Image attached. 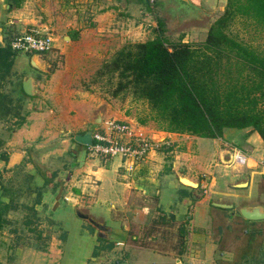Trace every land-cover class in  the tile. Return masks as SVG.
Returning <instances> with one entry per match:
<instances>
[{
	"label": "crops",
	"instance_id": "0c3cea01",
	"mask_svg": "<svg viewBox=\"0 0 264 264\" xmlns=\"http://www.w3.org/2000/svg\"><path fill=\"white\" fill-rule=\"evenodd\" d=\"M20 1L18 0L19 3ZM11 3H17V0H0V18L9 17L5 24L19 22L17 18L13 17L20 15V8L11 6ZM225 3L226 0H158L157 4L150 5L148 3L150 6L146 7L135 0H125L131 16L135 14L138 15L137 19L139 20H151L150 24L156 28L159 21L163 26L171 27L169 33L173 34L172 38L169 39L170 41H191L188 36L200 35L202 32H205L206 36L210 24L221 14ZM3 6L6 8L5 11ZM111 10L102 9L96 14L93 20L97 22V26L100 24L101 19L104 22V18L109 17ZM17 11H19L18 14H16ZM142 21H138V24L135 23L137 28L143 24ZM174 27H177L176 30ZM82 31L83 29L79 30L80 35ZM164 33H166V30ZM154 36H150L148 39ZM0 38L4 41L7 38L1 23ZM31 56V58L34 57V55ZM31 65L39 73L45 72V69L32 63ZM14 66V63L11 62L0 74L3 75L0 76V91L7 93L10 101H17L20 95H24L22 81L27 78V75L16 74L17 68H12ZM63 72L64 69H56L45 82L32 79V83L35 85L34 90L37 93L24 96H26V101L40 103L37 106L32 103L35 110L25 116L23 122L26 123L25 126L9 130L8 122L15 118L0 120V161L2 162H0V172H2L0 174V187H11L15 190L16 195L21 192L18 198H14L17 200V204L15 208L11 209H27L23 203L28 204V200L21 201V197L26 199V194L33 196L34 192L39 190V202L33 206L35 216L53 221L54 218L49 217L52 213L51 210L55 209L59 199L63 198L69 203L73 213L80 216L87 214L104 225V230L107 231L108 235L110 232H116L119 229L126 231L129 246H134L139 250L141 257L147 256V258L152 259L146 264H264V261L255 259L252 256L257 247L255 245L259 242L257 238L264 235V219L248 220L239 212V209L243 206L260 205L264 209V194L253 198L246 190L251 184L253 174H260L264 178V155H261L257 160L255 157L250 156L251 148L248 145H244L242 142L239 146L234 144L240 142V133L243 132L245 139L254 131H250L249 128H225L238 131H235L236 133L231 132L232 135L228 138L230 140L223 139L224 135L227 134H225V129L222 137L212 138V140L223 141L224 146L216 149L215 152H218V156L224 163L229 164L233 160L232 155L236 149L248 156L245 163L234 164L233 168H239L235 171V174H230L229 178H232V180L227 178V172L220 176L222 179H218L213 171L214 165H218L217 162L208 164L207 169H203L196 163V155L190 153L192 142L201 137L188 133L159 130L152 120L146 118L149 113L147 116L135 117L129 112L123 114L115 112L114 117L109 116L108 118L103 116L101 112L95 113L93 119H100V123L106 119L128 121L135 133L152 138L157 143L148 155L133 168L123 169L120 163L116 161L115 165L109 170L113 181L123 182L125 188L122 198L118 200L119 205L110 204L113 208L112 219L117 223L114 227H110L105 224L102 217L93 216L88 211L89 204L97 201L96 195L103 188V177L100 173L102 170L101 165L105 162L90 157L86 146L76 142L79 146H73L75 149L70 152L73 160L69 169H64L65 179L63 183L61 181L63 175L60 166L49 165L45 162L50 153L61 152V149L52 142L56 140L62 144L66 143L67 139H55L58 120L55 111L52 107L40 111L41 102H53V106L56 105L58 98L60 101H79L76 98L70 100V97H68L70 95L75 96V93L69 94L67 88H65L66 82L65 77L62 76ZM39 83L43 87L39 88ZM8 97L7 101H9ZM77 105H81V102H78ZM95 108L92 113L96 110ZM107 113L109 115L111 112L106 110L104 115ZM131 118L135 119V123L131 121L133 120ZM39 129L42 138H37ZM86 129H79L75 131L74 135L83 133ZM70 131V126L64 125L59 128L60 135ZM34 134H36V138ZM24 138H27V140ZM231 148L235 150L232 151ZM25 163L31 164V169L28 170L31 174L29 175L30 182L24 184L27 187L26 192L21 187L23 182L14 179L13 174L11 177L4 176V173L8 175V171L13 169H15V174L21 167H24ZM246 163H249L248 167L251 168V171L240 168ZM223 166H226V164ZM36 174L37 179L32 177ZM182 177L193 181L195 185L183 183ZM163 183L170 188L174 187L178 192L176 199L166 201V208L163 207L164 201H162L160 193ZM221 184L225 187L220 188ZM226 184L234 190H230ZM4 191L6 190L4 189ZM66 193L71 196L66 195ZM13 196V194L4 192L1 200L8 201ZM171 202H175V206H180L182 202L188 204L191 216H184L181 211L176 210L177 215L174 213L167 218L165 213L171 208ZM216 203L225 205L221 207ZM207 208L211 209L209 219H212V226L210 227L204 225ZM58 221L57 224L60 228L62 227L60 218H58ZM244 222L250 224L247 228L249 235L241 237L238 236L240 233L238 234L236 231L242 227L241 224ZM201 233L203 237L199 238ZM47 249L51 250L50 247ZM48 250L41 253L48 256L50 255ZM110 250L112 252L115 247H111Z\"/></svg>",
	"mask_w": 264,
	"mask_h": 264
},
{
	"label": "rangeland",
	"instance_id": "374dc122",
	"mask_svg": "<svg viewBox=\"0 0 264 264\" xmlns=\"http://www.w3.org/2000/svg\"><path fill=\"white\" fill-rule=\"evenodd\" d=\"M135 1L144 4L146 7L153 5L147 0ZM157 2L158 0L155 1L156 4ZM17 3H11V6L20 8V15L13 17L19 20L18 23L5 24L9 17L0 18V23L8 40L14 34L29 31L30 29H39L41 32L50 34L53 37V48L45 53L24 52L13 55L11 53L14 52L8 50L5 45L1 49L0 63L6 57L10 64L11 62L14 63L15 66L12 68H17L16 74L30 76L34 81L38 80L39 82H45L49 79L51 73L56 69H64L62 76L65 77V88H67L69 94L75 93V96L70 95L68 97H70V100L75 98L79 100L60 101L58 98L56 105L54 104L53 106V102L44 101L41 102V109H39L43 111L52 107L58 119L55 139H67L66 143L62 144L54 140L55 143L52 142V144L58 146L61 152H52L45 160L49 165H59L63 175L64 169H69L73 160L70 152L74 151V147L79 146L76 141H73L75 131L86 128L94 129L96 124L99 123V121L93 119L95 113L101 112L106 118L109 116L114 117L115 112L121 114L129 112L135 117L147 116L149 113L147 104L144 101H135L128 90L122 91L116 96L113 95L112 92L116 87L117 78L109 74L100 75L97 72L103 63L109 60L119 48L128 42L146 40L150 36L156 35L158 27H153L150 24L151 20L142 21L137 19L138 15L133 14L131 16L125 0H21L20 3L17 0ZM102 9L112 10L109 17H105L104 22L101 19L100 24L97 26V22L93 19ZM3 10H6L4 6ZM18 13L19 11L16 12V14ZM137 20L143 22L138 28L135 25V23L138 24ZM160 28L163 30V36L167 40L172 38L173 33H169L172 29L171 27H165L160 24ZM174 28L176 30L177 27ZM81 29L83 31L80 35L79 30ZM165 30L166 33H164ZM231 30L244 42L264 51V27H257L250 20L237 19L231 25ZM65 36H69V38ZM204 37L205 32H202L200 35H190L188 39H191V41H202ZM7 38L5 39L7 40ZM31 55H34V57L31 58ZM31 59L35 61L37 66L45 69V72L39 73L31 65ZM40 87L43 86L39 83ZM34 88L35 85L33 92L36 94L37 91ZM56 94L58 93L56 92ZM20 97L23 111H27L28 114L35 110L33 105L37 106L40 103L37 102L36 104L33 101H26V96L24 95H20ZM78 102H81V105H77ZM94 107H96V110L92 113ZM106 110L111 113L104 115ZM15 121L13 119L8 122L9 130L21 128L26 124L23 123L22 126H19ZM131 121L135 123V119ZM64 125L70 126L71 131L60 135L59 128ZM235 131L237 132L238 130L225 129V134H227L224 135L223 139L230 140L228 138L232 135L231 132L234 133ZM250 131L253 130L250 129ZM40 132L41 130L39 129L37 138H42ZM242 133L239 134L240 142L238 141L234 144L239 146L242 142V144L248 145L251 148V155H249L258 160L261 155H264V148L259 134L254 131L244 139ZM34 135L36 138V134ZM24 139L27 140V138ZM217 139L212 140V138L208 137L196 138L191 144L190 153L196 155V163L203 169H207L208 164L217 162L218 165H214L215 168L213 169L215 176L218 179H222L220 176L227 172V178L232 180V178H229L230 174H235L239 167L233 168L234 164H236L234 160L227 164L218 156V152H215V150L224 145L222 144L223 141L221 142ZM231 149L232 151L235 150L234 148ZM90 157L105 163L101 165L102 170L100 173L101 177H103V188L96 195L97 201L89 204L88 211L93 216L102 217L107 226L114 227L117 223L112 219L113 208L110 204L119 205L118 200L122 198L125 188L123 182H117L116 179H114L116 182L113 181L109 170L115 165L116 161L120 163L123 169H127L128 160H124L120 156L100 157L92 155ZM225 164L226 166H223ZM248 164L246 163L240 168L249 171L251 168L248 167ZM30 165V163H25L24 167H21L15 174V169H13L8 171V175L4 173V176L11 177L13 174L14 179L23 182L21 187L26 192L27 187L24 184L28 183L29 175H31L29 173ZM32 177L36 178L38 176L36 174ZM62 178L63 180L61 181L63 183L65 175ZM224 187L221 184L220 188ZM227 187L230 190H234V188ZM246 190L253 198L262 196L264 194L263 176L253 174L251 184ZM160 191L162 201H164V208H166L167 200L170 199L169 201H172L178 196L176 189L174 187L170 188L165 183L162 184ZM66 195L70 194L66 193ZM26 196V199L21 197V201L28 200V204L34 205L39 202L40 191L36 190L33 196L27 194ZM174 204L175 202H171V208L166 211L165 215L167 218L174 213L177 215V211H181L184 216H191L188 204L184 202L180 206H175ZM29 210L28 208H22L9 209L7 211V221L0 228V264H141L142 262V264H146L152 261L147 256L141 257L139 250L134 246H129L130 243L126 231L119 229L116 232H110L109 235L105 230H102L103 233L100 232L90 220L73 213L71 206L63 198L59 199L56 208L51 210L52 213L49 217L54 218L53 221L39 216L37 218ZM210 210V208H207L205 211L206 222L204 224L209 227L212 226V219H209V216H211ZM58 218H60L62 223L60 228L57 224L59 223ZM231 221L233 222V220ZM241 225L242 227L236 231L238 234L240 233L238 236H248L249 231L247 228L250 224L244 222ZM245 229L247 230L245 231ZM99 235L103 239H99ZM202 237L201 233L199 238ZM257 239L259 242L255 245L257 247L253 251L254 255L252 256L255 259L264 261V235ZM49 247L51 250L47 249ZM111 247H115L112 252L110 250ZM47 250L50 255H45V257L41 252H47Z\"/></svg>",
	"mask_w": 264,
	"mask_h": 264
},
{
	"label": "trees",
	"instance_id": "16d2710c",
	"mask_svg": "<svg viewBox=\"0 0 264 264\" xmlns=\"http://www.w3.org/2000/svg\"><path fill=\"white\" fill-rule=\"evenodd\" d=\"M237 19L264 27V0H226L202 41L167 40L159 21L153 38L126 43L97 73L117 78L113 95L128 90L135 101H144L146 118L159 130L218 138L225 128H249L264 147V51L232 32ZM6 47L10 50L7 40ZM2 60L0 74L10 65L6 57ZM7 97L0 91V119L15 118L20 126L28 114L22 99ZM4 192L14 196L3 201ZM19 195L0 187V228ZM23 204L34 216V205Z\"/></svg>",
	"mask_w": 264,
	"mask_h": 264
},
{
	"label": "built area",
	"instance_id": "2783aa9c",
	"mask_svg": "<svg viewBox=\"0 0 264 264\" xmlns=\"http://www.w3.org/2000/svg\"><path fill=\"white\" fill-rule=\"evenodd\" d=\"M148 1L153 4L156 0ZM7 43L15 53H45L53 48V37L39 29H30L12 35ZM91 136L92 144L86 146L90 156H120L128 160L129 169L142 161L157 144L152 138L135 133L128 121L120 119H106L96 124ZM232 159L236 163H245L248 156L236 149Z\"/></svg>",
	"mask_w": 264,
	"mask_h": 264
},
{
	"label": "water",
	"instance_id": "95a60500",
	"mask_svg": "<svg viewBox=\"0 0 264 264\" xmlns=\"http://www.w3.org/2000/svg\"><path fill=\"white\" fill-rule=\"evenodd\" d=\"M67 38H69V36H66ZM5 41L2 40L0 38V48L4 47ZM31 63L35 66H37V64L35 63V61L31 60ZM22 88L23 91L25 92V94L27 95H33V83H32V78L31 77H27L26 79H24L22 81ZM95 121H99L100 123V119H96ZM97 123V124H99ZM92 129H87L85 130L83 133H76L73 136L74 141H76L77 143H80L84 146H88L92 144ZM182 182L188 185H195V183L191 180H189L186 177H182ZM242 185V184H240ZM218 206H224L225 204L222 203H216ZM240 214L248 220H261L264 219V209L262 206L260 205H255V206H243L242 208L239 209ZM81 217L87 218L88 220H90L99 230L100 232H102V230H104V227L101 226V223L95 221L93 218L89 217L88 215H81Z\"/></svg>",
	"mask_w": 264,
	"mask_h": 264
},
{
	"label": "flooded vegetation",
	"instance_id": "af4514ba",
	"mask_svg": "<svg viewBox=\"0 0 264 264\" xmlns=\"http://www.w3.org/2000/svg\"><path fill=\"white\" fill-rule=\"evenodd\" d=\"M101 226H102V227H105V226H104V225H102V224H101ZM96 229H98V228L96 227ZM98 230H99V229H98ZM99 231H100V230H99Z\"/></svg>",
	"mask_w": 264,
	"mask_h": 264
}]
</instances>
